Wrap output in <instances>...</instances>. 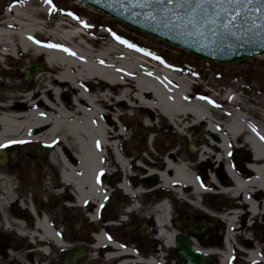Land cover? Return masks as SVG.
I'll return each instance as SVG.
<instances>
[{"label":"bare ground","instance_id":"6f19581e","mask_svg":"<svg viewBox=\"0 0 264 264\" xmlns=\"http://www.w3.org/2000/svg\"><path fill=\"white\" fill-rule=\"evenodd\" d=\"M28 10V8L22 9L17 6L14 8L13 15L7 14L1 22L0 55H14L13 45L16 44L19 49L27 52V54L31 52L34 56H44L48 65L47 68H50L48 71L55 72L52 77L57 81V84L67 83L73 89H77V98L80 104L75 100V106L72 108V112L69 113L58 102H55L57 98L55 100L52 98L47 99V92H44L46 97L43 94L41 99L45 105L42 104L41 112L32 108L27 113L22 114L15 111V109L21 110V105H17L16 108L6 107V112L0 114V144L24 141L29 145L38 143L42 145L44 143L59 145L58 148L62 150L64 156L60 154L58 148L55 150L52 147L50 148V157L53 162L61 164L63 180L75 189L78 205L82 206L87 201L103 204L105 196L101 193L95 179L103 170L108 171V163L104 162L105 158L103 156V149L108 145V140H115L120 136L118 133L111 132L109 125H107V117L100 115L98 105L94 104L96 98L89 95V92L95 87V80L100 81L102 84V88L97 87L94 89L104 92L101 95V100L113 96V94L108 96V89L111 86L117 88L125 83L124 86L130 88L132 96L127 90L122 89L121 94H118V100L131 96V99L138 105L137 107L146 111V114L143 112L142 115L145 123H148L152 116L150 110L154 111L163 121L168 120L169 123L180 126L183 130H187L189 123L194 126V124H200V122L207 120L210 106L200 101L188 102L186 99L190 92L189 85L180 80H176V83L170 81L174 78L166 71L168 69L149 71L144 55L133 50L122 49L121 47L124 45L120 43H115L109 48L102 47L95 52L87 47L86 42L78 37L75 30H66L63 24L59 22L55 24L52 31L45 32L35 14ZM36 33L46 35L50 41L49 44L58 45L59 47L50 48L34 42L36 41ZM29 37L32 39H29ZM47 68L44 70L47 71ZM45 75H48V73L45 71L40 72L36 77L34 76V81L31 83L26 85L22 82L23 84L19 89L29 90L32 84H36L38 89L43 87L42 82L46 79ZM132 77L137 79L133 80ZM44 86L47 87L45 84ZM78 86L82 87L83 90ZM51 90L56 97L60 94L56 87L51 88ZM254 124L245 116H240L239 113L234 111L223 125L219 126L211 123L208 125L207 137H205L207 141L205 138H201L200 142L204 145L201 146L202 150L198 152V157L205 156L206 159L212 157L215 161L221 160L231 147L232 140L239 137L244 138L245 144L250 149V159L252 161L249 163V170L234 168L238 175L229 170L230 181L223 179L222 182L215 185L209 184L213 188L216 187L215 189L218 187L219 196L226 194L237 199L242 198V205L252 219L260 214V210L264 206V139H262L264 137V120L259 121L256 125ZM121 133L123 134V131ZM114 146L113 143V149ZM114 150V163L126 174L128 161L124 159L126 158L124 155L122 156L116 149ZM139 151L140 149L137 150V157H140ZM177 152L167 153L165 156L168 157L170 154L175 159L178 157ZM162 153L164 154L165 151ZM187 156L193 158L192 155ZM5 166L0 165V178H3L1 187L6 190L2 200L9 201L12 198L8 194L13 192L15 182L12 175L11 178L8 176L10 171L4 172ZM145 167H147V174L139 181V185H144L146 182L150 184L156 180L159 182L160 187L169 190L167 193H169L171 202L174 201L177 204L175 198L178 197L183 201V204L184 201L190 200L188 201L192 204L190 208L199 206L198 197H200L201 187L197 183L194 173L190 170L191 165L189 163L185 161L175 163L169 159L166 160L165 165L156 162L146 163ZM242 177H248L249 179L243 181ZM228 184H231L233 189L224 191L223 189ZM120 189L127 195H133V199H135V195L138 196V194L143 193L140 188H129L126 177L125 183H121ZM157 191L159 189L154 192ZM259 193L263 194L262 199H259ZM161 202L158 201V205L155 206V232L158 239L163 242L164 250H170L173 247L176 230L174 226L169 225L170 211L167 202ZM229 203L230 206L235 204L233 200H230ZM193 207L191 208L192 212L195 210ZM134 209H139V207L135 205ZM231 214L232 217L226 219L229 228L235 227L232 224L233 216L237 215L236 212H231ZM91 219L95 221L94 216ZM193 219L194 214L187 215L186 224L190 229L187 233L193 238L191 239L193 249L203 255L214 253L216 246L205 241V232L200 230L199 224L195 223ZM212 226L216 227L214 224ZM176 227L180 228V226ZM35 229L36 231L40 230L42 235L28 233L30 238L36 236L42 240L43 237H46L52 240L56 247H71L52 235L53 233L47 227L45 221H37ZM20 230H22L21 227ZM211 231L215 232L213 229ZM232 231L234 232L235 229L232 228ZM28 234H24V236H28ZM229 239L228 233L224 240L227 247ZM93 241V247H91L93 252L102 250L100 258L104 256L106 258L114 257L118 254L119 256L132 254L129 249H122L121 246L107 240L100 231ZM42 251L46 253L47 249L43 248ZM215 253L217 254V252ZM256 254L255 251L250 252L247 261H256ZM228 256V253H222L220 264H227ZM140 261L142 259L139 258ZM146 263L165 264L166 261L164 255L158 253L155 257H148Z\"/></svg>","mask_w":264,"mask_h":264},{"label":"rangeland","instance_id":"374dc122","mask_svg":"<svg viewBox=\"0 0 264 264\" xmlns=\"http://www.w3.org/2000/svg\"><path fill=\"white\" fill-rule=\"evenodd\" d=\"M20 1L22 3L19 6L22 9L28 8L29 10H31V12L35 14V17H37L41 22V25L45 32L53 30V27H55L54 21L56 20L57 14L68 16V13L77 12L80 15L86 16L90 24L98 23V27H109L110 29V33H108V36L94 33V36L98 39H105L107 37V39L104 41V44L93 40H90L88 43L86 42L87 47H90V49H92L93 51L96 52L102 47L109 48L115 43H120L117 39L114 38V35L120 38L126 37L128 39L127 43H120L124 45L121 47L122 49L133 50L144 55L148 59H150V57H148V55H145L144 53L153 52L159 58L163 59L161 60L163 61V63L161 62V64H164L168 68L175 70L177 73H186L187 75L192 77L194 82L197 83V86L189 83V85H191L190 89L193 91V93L188 94L186 100L188 102H203L205 105L210 106V112L208 113L209 115L207 116L206 121H202L200 122V124H194V126L189 123L187 125V130H183V128H181L180 126H175L180 135L176 134L178 132L174 128L172 129L170 125L167 124V126L170 127L169 129L163 126L162 124L165 123L161 119L160 121L155 120V118H157V114L152 110L149 111L152 115L150 117L151 123H144V121L142 120V115L143 112H145L146 114V111L137 107L138 105L131 99V90L127 86L121 85L117 88H109L108 96L111 94H113V96L105 97V100H101V95L104 92L96 91L94 89L97 87L102 88V84L100 83V81L98 82V80H95V88L91 90V92H89V95L91 97L96 98V102L94 101V104L98 105L100 109V115H108L107 125H109V129L111 130V132L120 134L118 138H115V140H108V142L112 141L111 143L114 144L118 142V144L120 143L119 145H121L124 141L129 146H131L132 149L136 147L144 148L145 145L149 150L148 153L146 152L141 154V160L143 162L139 161L135 164V166L128 165L126 174L121 171L116 163H114L113 151H111L112 149L110 148L111 150H107V158H105L104 162L106 161L108 163V171L105 172V176L108 175V177L110 178L112 176L116 177L115 175H118L115 180L119 183L126 177L127 185L129 188H140L143 193H140L142 195L141 198H138V196L135 195V199H132V197L123 194L120 189L115 188V190L111 194V197L109 198V202L102 210V214L105 218L104 222L109 218H112L118 221V225H121L110 226L100 224L99 226L101 229L105 228L107 234L115 241H117L120 245H124L126 247H131L132 245H134V249L139 250L145 257L162 253L164 255V260L166 261L165 264H172L169 250H164L163 242L160 239H156V227L154 226L155 212L153 209L154 204H156L158 201L160 202V199H158V195H156V193H159V195L162 196L166 195V191L169 190L161 188L159 182L156 180L152 181V183L150 184L146 182L144 185H139V181L143 179L147 174V167H145V165L150 161L149 154L151 153L153 156H155V153L152 151L150 146L152 136H150V131L146 130V127H149L146 124L154 126V130L152 132H158L155 138L157 152L161 153L165 151V154H167L175 152L179 148L177 155L181 157L180 159H182L187 158L183 156L184 154H190L188 153L187 146H194L192 156L193 158H197L200 167L199 169L201 171H209L212 170V168L215 169L217 164L219 163L218 161H215L212 157L210 159H206L205 156L198 157V152L202 150L201 146L204 145L200 142L201 138L207 137V125H209L210 123L219 126L223 125L234 111L239 113L240 116H245L246 118H248L250 122H254V125H256L259 121L264 120V56L250 58L232 64L209 63L188 55L185 52L167 45L161 41H158L146 34L132 30L124 25L110 20L109 18L95 12L94 10L84 8L80 4H77L74 0H52L51 4L46 3L45 0ZM9 2H11V0H0V24L6 16L3 13L9 6ZM47 5H50L52 8H54L56 10V14L43 16L40 13V10H42V8ZM10 14L12 15V13ZM35 40L43 45H47L50 43L49 39H47V36L44 34L36 33ZM128 44L134 45V47L130 48L127 46ZM13 46L14 50L16 49V51L14 52H17L20 60L13 58L11 55H6V57H11L10 59L13 60V62L15 63L14 65L8 66L4 56L0 55V58H2L0 60V72L3 71L5 73L3 75H1L0 73V102L3 103L10 100L12 103L20 105V100L22 98H25V96H22V93L28 91L37 95H43L44 92L41 91L40 88L38 89V86H36V84H32L29 90L23 87V89H19V87L21 88L22 86L21 84H23L21 77H16L10 72L7 73L11 69H15L16 71H18V69H20L22 64L25 62L26 58L33 60L36 57L32 55L31 52L27 55H23L16 44ZM136 48L142 49L143 51H136ZM35 63L36 61L31 62V64ZM45 78H48V75H45ZM132 79L135 80L137 78L132 77ZM122 89L127 90L131 94V96H129L128 98L125 97L122 100H118V94H121ZM51 96L54 97L53 94H51ZM73 97H76L77 102H79L80 104V101L77 98V91L72 95L65 93V95L61 97V100L64 99L65 106L67 103V105L74 107V105H72V103L70 102ZM209 101H212V103H209ZM38 105L42 106V103L39 102ZM67 110L70 109L67 108ZM121 119L124 120L128 128L127 132L124 131L123 134L121 133L120 128V125L122 124ZM173 130L176 131V133H174ZM205 140L207 141L206 138ZM8 145L9 146L6 149L9 154L13 151L17 152V160L13 163L9 162L4 168L5 173L6 171H10V173L7 174L9 177L12 175L15 182V188L13 192L9 193L8 195H11L12 199L20 201L21 199L26 197L25 192H36L38 191L39 187L37 184H35L37 182L36 174H32L30 172L28 175L27 172L24 171L28 168L25 151L27 147L30 146L29 143H10ZM55 145L57 144H53L50 147L54 148ZM171 156L172 155L169 154L168 157L165 156V159H171L175 163L180 162L179 159H174ZM224 157L222 158L225 164L226 162H229V160L234 159L239 167H243L244 169H246L247 164L252 162L250 159V149L248 145L245 144L243 137L235 138L231 141V147L228 150L227 159H224ZM193 158H190V161ZM55 166L56 170L59 171V169L61 168L60 164L55 163ZM30 170L34 172V169ZM227 178L225 179L227 180ZM2 180L3 178L1 177L0 187L2 186ZM28 180H35L34 185L26 184ZM228 180L230 181L229 178ZM109 184H111L110 179ZM157 189H159V191L154 192ZM231 189H233L232 185L228 184L226 185L224 191H229ZM149 190H154L153 194L155 196L144 194ZM3 192H6V190L3 189ZM258 196L259 199H262L263 194L259 193ZM232 198L233 202L235 203L234 206H230L229 203ZM175 200L177 201V204H173L175 213H184L187 215L192 213L194 214V216H198V224H214L216 226L214 229H216L217 232H223L224 234V232L226 231L227 234L229 233L230 239L234 235L232 228L235 227L232 226L231 228H229V226L226 224L228 221L226 222L223 216L228 219L229 217H232L233 213L231 214V212L236 211L237 215L233 216L232 224L240 225L238 231H240V235L241 237H243L242 241L246 242V244L248 243L250 245V248H254L256 245L258 247H264V206L263 208H261L260 214L255 219H252L251 216L247 214L245 207L242 205V198L237 199L235 197H232L231 195L228 196L226 194L219 196L215 191H202L200 193V197H198V202L200 203L199 206H192L195 209L194 212H192L191 210L192 207L190 208V205H192L190 204V202H188L190 200L184 201V204L183 201H181L177 197L175 198ZM8 205L10 207L7 210H11L12 208H20L21 210H25L24 212L27 211L25 205ZM135 205L138 206L139 209L135 210ZM129 206L130 212H132V214L128 215V218L126 219V222L124 224L120 221V217L121 215L126 214L125 208ZM77 212L79 221L77 238L75 242L72 240L73 238L75 239V237L69 239V243L73 247H82L83 249H85L86 256L80 261L79 264H112L111 262L106 263L105 261H103L102 257L100 259L102 250H96L93 252L91 248V245L94 242L92 234H97L100 230L99 227H95L92 223H90V220L87 217H84L81 210L78 209ZM184 232L186 233V231ZM82 239L87 240L83 241ZM23 241L25 248L27 246H36L38 243L37 240L31 241V238L26 236L25 238H23ZM28 248L23 251V255ZM33 252L34 251L30 252L28 260L23 262V264H60L58 263V250H54V253L51 252L50 257L37 252V250L36 252ZM262 254L264 255V250ZM23 255L21 253L13 254L12 256L8 255L6 264H11L13 261H16L18 264H22L21 257H23ZM242 262L248 264L246 260Z\"/></svg>","mask_w":264,"mask_h":264},{"label":"flooded vegetation","instance_id":"af4514ba","mask_svg":"<svg viewBox=\"0 0 264 264\" xmlns=\"http://www.w3.org/2000/svg\"><path fill=\"white\" fill-rule=\"evenodd\" d=\"M37 60V58L35 59ZM7 65H14L15 63L10 58H6ZM26 63L33 62L30 59L25 60ZM25 62L23 64H25ZM22 64V65H23ZM17 65V63H16ZM45 68H47L45 66ZM48 69V68H47ZM12 73L16 77H20L19 69L18 71L10 70L7 73ZM3 73V72H1ZM6 73V74H7ZM49 74L52 72L48 71ZM47 85L46 86H44ZM27 85V84H26ZM40 90L43 92H47V99L53 97L51 96V88H58L60 93H67V94H74L76 92L69 84H57L55 80L51 77L46 78ZM95 88V87H94ZM70 108H72L69 105ZM109 110V109H107ZM108 119V115L105 114ZM108 143V142H107ZM32 146V145H31ZM45 149L39 151L37 154V161L36 164L29 165L28 168L24 171L32 174H36L37 182L35 184L38 185V191H27L25 192L26 197L17 201L16 199H11L9 201H4L3 199V189L0 187V264H6V260L8 259V255L12 256L13 254L21 253L23 255V251L28 248L24 247L23 238H25L24 234L28 233H38L42 235L40 230L35 229V224L37 221H45L47 227L53 233L56 238L61 239L69 243V239L73 238L72 240L75 242L77 238V232L79 230L78 226V209L81 210L84 217L88 218V215L92 211V201H87L82 208L79 207L77 203V195L75 189L71 187V185L65 182L62 179V167L60 164L59 171L56 170L55 162L51 160V150L44 146ZM107 148V147H106ZM108 148L106 149L107 153ZM60 154L63 155L62 150ZM64 156V155H63ZM27 161V158H26ZM30 169H34V172ZM25 172V174H26ZM116 177H108L101 175L97 179V183L100 186L102 194L105 196V202H109L110 192H109V179L111 184L116 182ZM35 180L30 181L28 180L26 184L34 185ZM8 204H19L25 205L27 211L21 210L20 208H12L11 210H7L10 206ZM33 212V213H32ZM186 218L184 214H180L179 222H175V226H180L177 228L179 232L183 233L181 230L189 231V228L186 224ZM194 222L198 221V216H194ZM183 222V223H182ZM185 223V224H184ZM22 230H20V227ZM240 225H235L234 235L232 237V244H233V253L232 258L230 260V264H246L242 261L246 260L248 264H264V262L254 261L248 262L245 258L244 251H247L250 248V245L246 242H243V237L240 235V231L238 229ZM41 233V234H40ZM29 235V234H28ZM195 237V236H194ZM192 238V236L188 237ZM196 238V237H195ZM86 241L87 239H82ZM207 242L213 245H218L220 243V236L217 234L216 236L209 237ZM263 242V241H262ZM261 242V243H262ZM46 248L51 252L54 253V250H58V248L54 245L53 241L49 238L43 237L42 240L37 243V245L33 247H29L25 252L22 259L23 262L28 260V256L31 251L36 252V250H42ZM260 248V255H263L264 247ZM27 255H26V254ZM59 254V250L57 252ZM214 259V257H212ZM244 259V260H243ZM241 260V261H240ZM214 261V260H213ZM59 263V262H58ZM11 264H18L16 261H13Z\"/></svg>","mask_w":264,"mask_h":264},{"label":"water","instance_id":"95a60500","mask_svg":"<svg viewBox=\"0 0 264 264\" xmlns=\"http://www.w3.org/2000/svg\"><path fill=\"white\" fill-rule=\"evenodd\" d=\"M75 1L133 30L211 63L232 64L264 55V42L254 30H250L247 26H233L232 34L227 35H222L224 32L222 28H217L214 34L213 26L184 31L146 20L143 10L132 7L127 3V0ZM257 15L258 13H249L252 19H255ZM42 69V64H34L24 66L20 72L24 74L25 81H30ZM27 156L31 160L36 158L30 149L27 151ZM11 158L15 159V153L11 155ZM6 162L5 150L0 148V165L4 166ZM175 242L177 247L172 249L170 254L177 264H212L209 258L194 250L188 240L177 237ZM61 255L62 264H79V261L85 256V252L82 248H69L62 249Z\"/></svg>","mask_w":264,"mask_h":264},{"label":"snow or ice","instance_id":"6c2138e0","mask_svg":"<svg viewBox=\"0 0 264 264\" xmlns=\"http://www.w3.org/2000/svg\"><path fill=\"white\" fill-rule=\"evenodd\" d=\"M45 2L51 4L52 0H45ZM127 3L143 10L146 20L160 23L165 27L187 31L213 26L214 34L217 28H222L224 30L222 35H227L232 34L233 26H247L250 30H254L264 42V0H127ZM253 12L258 13L255 19L249 16V13ZM68 15L72 14L68 13ZM114 38L120 43H127L118 36L114 35ZM29 39L32 38L29 37ZM34 42L38 43V41ZM127 46L134 47L131 44ZM46 47L59 46L49 44ZM62 50L68 51L67 49ZM136 51L143 50L136 48ZM144 54L150 55L147 52ZM153 58L158 59L155 56ZM11 143H24V141H12ZM8 146V144H0V148Z\"/></svg>","mask_w":264,"mask_h":264}]
</instances>
